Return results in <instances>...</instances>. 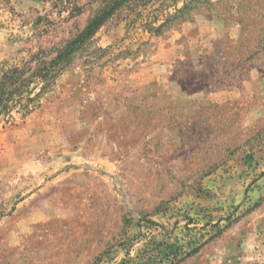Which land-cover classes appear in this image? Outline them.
I'll return each instance as SVG.
<instances>
[{"label":"rangeland","instance_id":"rangeland-1","mask_svg":"<svg viewBox=\"0 0 264 264\" xmlns=\"http://www.w3.org/2000/svg\"><path fill=\"white\" fill-rule=\"evenodd\" d=\"M112 1L0 0V71ZM0 264H264V0H127L0 116Z\"/></svg>","mask_w":264,"mask_h":264},{"label":"trees","instance_id":"trees-1","mask_svg":"<svg viewBox=\"0 0 264 264\" xmlns=\"http://www.w3.org/2000/svg\"><path fill=\"white\" fill-rule=\"evenodd\" d=\"M127 0H113L109 6L95 16L86 28L44 66L35 68L30 63L23 66H10L0 71V116L10 117L17 111L28 113L36 106L41 94L51 77L60 70V66L74 54L79 47L89 40L105 19L114 13L119 5ZM29 73V74H27ZM170 249L173 245H168Z\"/></svg>","mask_w":264,"mask_h":264}]
</instances>
